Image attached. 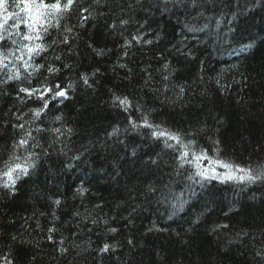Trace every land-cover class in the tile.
<instances>
[{
  "label": "trees",
  "instance_id": "1",
  "mask_svg": "<svg viewBox=\"0 0 264 264\" xmlns=\"http://www.w3.org/2000/svg\"><path fill=\"white\" fill-rule=\"evenodd\" d=\"M115 3H123L125 11L114 5L99 9L103 15L78 29L73 53L63 61L71 67L50 78L62 87L73 85L67 98L53 101L42 117L43 127L61 128L65 135L49 148L53 134L40 133L37 138L49 154L41 155L34 172L18 182L15 195L0 190V255L14 264H257L255 250L264 248V183H196L187 179L195 171L190 165L177 175L175 153L152 140L148 129L124 131L128 113L112 106V96H128L143 111L154 109L150 119L169 128H203L196 139L209 155L214 154L211 137L220 141L223 159L264 163V0H206L199 9L204 18L183 6L170 4L165 10L161 0ZM128 3L133 9H127ZM121 17L129 23L111 28ZM205 23L209 27L203 31L185 27ZM137 34L152 43L121 47L125 37ZM89 44L105 54L97 55ZM164 63L172 72L168 81L162 79ZM165 83L168 90L161 91ZM5 87L0 155L10 151L12 112L39 106L20 104L15 85ZM114 125L121 133L109 138ZM153 159L156 164L150 163ZM149 184L168 185L184 201L171 219L175 201L159 202V192H147ZM223 224L229 228L216 229ZM241 232L248 235L237 237ZM105 243L114 250L100 252ZM61 247L67 251L61 253Z\"/></svg>",
  "mask_w": 264,
  "mask_h": 264
},
{
  "label": "snow or ice",
  "instance_id": "2",
  "mask_svg": "<svg viewBox=\"0 0 264 264\" xmlns=\"http://www.w3.org/2000/svg\"><path fill=\"white\" fill-rule=\"evenodd\" d=\"M205 2L206 0H161L165 10L170 4L174 8L183 6L185 10L196 9L197 15L201 18H204V12L199 9L204 8ZM134 3L141 5L142 0H134ZM113 5L121 13L125 11V5L115 3V0H0V94L7 91L6 85H15L16 99L20 104L32 101L39 105L28 108L27 111L17 108L11 114V119L14 122L11 124L13 139L10 151H7L6 155H0V190H4L6 195H15L18 182L34 172L41 155L49 154L48 148H44L38 140V135L43 132L53 134L54 140L52 144L48 145L49 148L54 143L60 142V136L65 135V130L61 128L43 127L42 117L49 111V106L53 101L67 98V91L73 85L69 83L62 87L58 81L54 84L51 83L50 78L60 73L62 68L71 67L63 61L67 55L73 53V44L79 37L78 29L84 28L85 24L96 16L103 15L104 13L99 9L111 8ZM133 7V3L127 4L128 10ZM206 19L211 21L213 17L209 16ZM128 23V19L121 17L119 25L113 22L110 27L113 29H117L118 26L122 28ZM216 23L219 25L220 20H217ZM185 27L189 32H197L208 28L209 24L205 23L201 28H197L195 25H185ZM229 31H234V29L230 28ZM120 34L123 35V32ZM134 43L151 44L152 41L143 40V36L137 34L132 35L130 39L125 37L121 47L128 49ZM88 46L93 48L97 55L105 54L104 49H96L91 44ZM127 55L128 52L125 51L123 56ZM57 62H60L62 67ZM119 67L124 68L126 65L120 64ZM162 67L167 73L163 75L162 79L168 81L172 74L169 71V64L164 63ZM81 79L84 84L91 87L87 75H82ZM150 79L151 75L149 74ZM34 81L35 83H33ZM145 84H148V80L145 81ZM168 87L169 85L165 83L161 91H167ZM184 90L183 86H179L180 94H183ZM153 91H157V89H153ZM112 106L128 113L126 120L129 127L124 129L125 132L129 128L136 132L148 129L152 140L162 142L164 148L171 149L175 153L172 159L176 162L177 175L185 165H190L195 171L188 175L187 179L196 183L209 180L245 185L264 183V163H258L255 166L241 165L221 158L218 139L209 137L213 145L211 151L214 153L209 155V149L200 146L196 139V136L204 131L203 128L182 132L165 126L163 122L155 123L150 119V113L154 109L143 111L141 106L134 104L128 96L113 93ZM132 109L140 113L139 118L133 117ZM55 119L59 121L61 117L57 116ZM3 123L6 127L8 122L4 121ZM71 131V129H66L68 134ZM120 133L119 125H114L107 135L109 138L119 137ZM36 148H41L42 152L34 151ZM61 152L63 153V149ZM135 154V150H133L132 155ZM73 159H79V157H73ZM150 163L156 164V160H150ZM167 189L168 185H164L163 189H160L149 184L147 192L153 195L159 192V202H169V198L175 201L172 205L173 213L169 216L171 219V215L175 214L178 208L183 207L184 201ZM83 191L85 190L78 189V192L82 193ZM54 203L59 205L60 201L56 200ZM76 215L80 214L77 212ZM197 222L198 219L193 221V223ZM92 223L95 224L97 221L93 220ZM104 223L107 221L105 220ZM220 228L227 229L229 225L216 226V229ZM54 231V228L49 229L50 233ZM108 231L116 232L117 229L109 228ZM247 235V232L237 233V237ZM12 239L16 240L17 238L13 236ZM48 239L52 240V236L49 235ZM59 243L63 245L64 240L62 239ZM131 243L132 241L129 240V244ZM114 247V245L105 243L99 251L108 252L114 250ZM59 250L61 253L67 251L63 247ZM254 255L258 258L257 264H264V248L256 249ZM0 264H14V262L8 255H0Z\"/></svg>",
  "mask_w": 264,
  "mask_h": 264
},
{
  "label": "bare ground",
  "instance_id": "3",
  "mask_svg": "<svg viewBox=\"0 0 264 264\" xmlns=\"http://www.w3.org/2000/svg\"><path fill=\"white\" fill-rule=\"evenodd\" d=\"M242 48V45L239 46V50Z\"/></svg>",
  "mask_w": 264,
  "mask_h": 264
}]
</instances>
